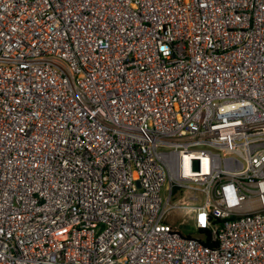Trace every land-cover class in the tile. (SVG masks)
Wrapping results in <instances>:
<instances>
[{
    "label": "built area",
    "instance_id": "obj_1",
    "mask_svg": "<svg viewBox=\"0 0 264 264\" xmlns=\"http://www.w3.org/2000/svg\"><path fill=\"white\" fill-rule=\"evenodd\" d=\"M0 264H264V0H0Z\"/></svg>",
    "mask_w": 264,
    "mask_h": 264
},
{
    "label": "rangeland",
    "instance_id": "obj_2",
    "mask_svg": "<svg viewBox=\"0 0 264 264\" xmlns=\"http://www.w3.org/2000/svg\"><path fill=\"white\" fill-rule=\"evenodd\" d=\"M190 218H191L190 222L192 224L190 223V225L184 226L183 228H181V230L186 235H188V234H192V235L194 234L195 235L196 234V230H195V227L193 225V223H194V215H190ZM181 220H182L181 215L179 213H177V214L174 215V218H173V220H171L172 221L171 223L176 225V224H179L181 222Z\"/></svg>",
    "mask_w": 264,
    "mask_h": 264
},
{
    "label": "trees",
    "instance_id": "obj_3",
    "mask_svg": "<svg viewBox=\"0 0 264 264\" xmlns=\"http://www.w3.org/2000/svg\"><path fill=\"white\" fill-rule=\"evenodd\" d=\"M196 230V229H195ZM194 235V234H193ZM195 235H202V243L206 246H210L211 245V232L209 230H204V229H199L196 230V234ZM188 236H192V234H188Z\"/></svg>",
    "mask_w": 264,
    "mask_h": 264
}]
</instances>
